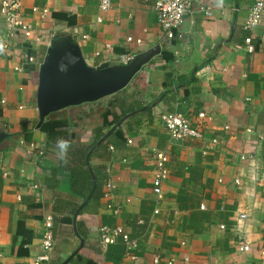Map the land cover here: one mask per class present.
Here are the masks:
<instances>
[{"label": "crops", "instance_id": "crops-1", "mask_svg": "<svg viewBox=\"0 0 264 264\" xmlns=\"http://www.w3.org/2000/svg\"><path fill=\"white\" fill-rule=\"evenodd\" d=\"M256 1L190 0L212 14L187 18L180 43L163 38L153 0H111L106 12L99 0H19L39 44L7 38L0 16V132L7 135L0 141V264H35L48 217L54 245L41 264H264V15L260 27L243 29ZM55 35L74 38L91 67L124 64L156 46L160 53L137 75L145 86L132 81L98 102L51 114L37 129V64ZM248 37L253 54L243 49ZM132 108L141 110L104 140L108 157L85 161L102 183L101 198L85 204L92 177L89 187L85 168L71 173L79 167L58 158L56 142L69 141L68 152L91 147ZM174 112L188 116L202 139L170 140L158 118ZM213 138L223 143L206 149ZM156 152L169 156L161 200L151 192ZM103 226L121 227L129 245L120 238L102 246Z\"/></svg>", "mask_w": 264, "mask_h": 264}, {"label": "built area", "instance_id": "built-area-1", "mask_svg": "<svg viewBox=\"0 0 264 264\" xmlns=\"http://www.w3.org/2000/svg\"><path fill=\"white\" fill-rule=\"evenodd\" d=\"M111 0H99L98 8L101 12H106L110 9ZM153 10L156 15L157 23L161 30L162 36L168 42H183L184 34L181 32V28L187 18L195 16V14H200L205 18H209L212 14V9L210 7L197 6L196 8L190 0H153ZM32 12H37L36 8L32 9ZM48 15V10L43 9L40 12L41 19L46 18ZM264 15V0H257L253 5L250 6L247 12V18L244 22L243 29L245 31H253L262 25V17ZM0 16L5 21V31L7 38H12L17 35H22L26 41H31L34 38V44H39L41 42V36L36 35L34 29L27 25L23 20L20 2L19 0H2L0 2ZM97 23L101 19L97 18ZM86 38V37H84ZM131 41V39H128ZM261 41L264 43V34L261 35ZM136 43L140 44L141 41L137 40ZM243 49L248 54L254 53V46L252 44V39L250 37L244 39ZM25 60L29 64H36L35 59L32 56L25 55ZM133 58H123L124 64L130 62ZM37 64V66H40ZM1 103H4L3 101ZM198 119H208L205 113H199ZM159 121L166 134L170 140L183 142L188 139L201 140L203 133L196 127L192 126L191 121L188 116L182 113H164L159 116ZM224 131L227 132L231 128L229 125L224 126ZM128 144L131 143L130 140L127 141ZM223 142L219 138H213L210 141L209 146L206 149H211L221 145ZM32 147V146H30ZM205 151V150H204ZM206 153L203 152V155ZM154 160V175L151 182V192L156 197V199L161 200L163 198V184L167 179L168 170L167 164L169 162V156L162 152H156L153 154ZM241 160H244L241 157ZM109 173V170H106ZM235 185H239L238 179L233 180ZM36 189V186H32ZM112 184L106 182L104 185V191L102 197L108 199L111 194ZM107 208L111 209L115 214L118 209L111 208L107 205ZM204 210V208L202 207ZM157 213V212H156ZM244 218V216H241ZM223 229V226L220 227ZM52 219L51 217L46 218L44 222V232L42 236V255L36 258L35 264H41L42 262L48 261L49 253L53 249L54 237L52 233ZM100 232V243L102 246L114 244L118 239L122 240L128 244V236L121 227H107L103 226L99 230ZM129 245V244H128ZM135 247V244H131ZM241 252L249 253L251 251L250 246L244 245L240 248ZM260 256H264V249L259 250ZM130 259L135 260V257L129 256ZM156 263L157 260H156ZM171 264V263H169Z\"/></svg>", "mask_w": 264, "mask_h": 264}, {"label": "water", "instance_id": "water-1", "mask_svg": "<svg viewBox=\"0 0 264 264\" xmlns=\"http://www.w3.org/2000/svg\"><path fill=\"white\" fill-rule=\"evenodd\" d=\"M159 53L160 48L156 46L136 55L126 64L102 63L97 67H91L86 64L74 38L71 36H53L38 70L35 93V106L39 120L37 129L53 113L70 107L95 103L121 92L140 74L141 69ZM133 114L135 113L126 115L99 140L98 144L106 140L123 121ZM5 136L7 135L0 132V141ZM88 158L89 154L86 163H88ZM90 175L93 187L85 204L89 201L96 186V180L91 171ZM77 214L78 212L74 218ZM82 245L83 242L80 241V247L70 259L78 253Z\"/></svg>", "mask_w": 264, "mask_h": 264}, {"label": "trees", "instance_id": "trees-1", "mask_svg": "<svg viewBox=\"0 0 264 264\" xmlns=\"http://www.w3.org/2000/svg\"><path fill=\"white\" fill-rule=\"evenodd\" d=\"M141 79L142 78L140 76H136L133 80V83L138 82L140 84V87L145 86V83ZM140 110H141V108H132V109L128 110L127 114H132V113L136 114ZM119 120L120 119L117 118V121H119ZM102 135L103 134H97L96 135L94 144L91 147L78 146L77 148H75V149H77V151H72V152L69 151L67 154L68 163L73 165V166L79 167L76 169H74V167H70L69 168L70 172L71 173H73V172L79 173V172H81L80 170L82 168H85V176L87 177V179L89 181V187L92 186L91 176L88 173V171L86 169V164H85V161H86V158L88 157V154H89L90 159L91 158H103V159H105L108 157V154H109L107 143H105L103 141V142L98 144L99 140L102 138ZM72 176H74V175H72ZM70 178H73V177H70ZM101 188H102V183L97 180L95 191L91 197V202L98 201L99 198H101V190H102ZM89 192H90V190H89Z\"/></svg>", "mask_w": 264, "mask_h": 264}, {"label": "clouds", "instance_id": "clouds-1", "mask_svg": "<svg viewBox=\"0 0 264 264\" xmlns=\"http://www.w3.org/2000/svg\"><path fill=\"white\" fill-rule=\"evenodd\" d=\"M70 147V142L67 140L59 139L56 142L57 156L61 161L67 162V154Z\"/></svg>", "mask_w": 264, "mask_h": 264}]
</instances>
